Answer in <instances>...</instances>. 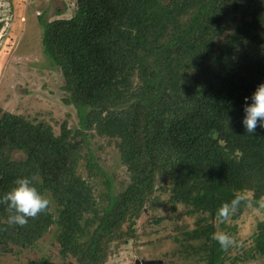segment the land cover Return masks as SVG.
<instances>
[{"label": "trees", "instance_id": "1", "mask_svg": "<svg viewBox=\"0 0 264 264\" xmlns=\"http://www.w3.org/2000/svg\"><path fill=\"white\" fill-rule=\"evenodd\" d=\"M41 24L78 127L64 121L55 134L0 107V194L28 177L50 200L22 227L0 205V253L32 250L54 226L61 258L104 264L117 243L139 239L147 212L151 224L168 223L174 260L224 264L228 249L212 239L216 222L226 227L217 210L236 195L245 199L231 219L264 208V128L249 134L241 122L244 98L264 82V0H75L72 16ZM0 49L4 57L10 42ZM95 137L118 149V184L84 151ZM253 240L264 254V220Z\"/></svg>", "mask_w": 264, "mask_h": 264}, {"label": "rangeland", "instance_id": "2", "mask_svg": "<svg viewBox=\"0 0 264 264\" xmlns=\"http://www.w3.org/2000/svg\"><path fill=\"white\" fill-rule=\"evenodd\" d=\"M74 1L0 0V22L3 24L0 30V48L7 41L10 42L8 54L0 57V107L2 110L22 115L33 123L45 120L51 124L55 134L59 133L60 124L64 121L69 128L78 127V117L76 109L63 101L65 92L62 89L63 77L60 70L51 66L43 51L41 19L51 21L58 17L72 16ZM58 8H63V11L58 13ZM84 151L92 153L104 171L114 179L115 184L124 180L125 167L120 162L118 149L112 144L95 137L90 139ZM12 156L18 159L22 153L13 151ZM79 171L83 176L86 173L84 168ZM262 201L264 197L260 203ZM186 219L192 227L193 218L186 216ZM261 220H264V208H251L249 205L238 218L229 217L225 222L226 227H221L216 222V232L227 233L236 241L228 249L224 264H264V254L255 252L253 240L256 224ZM163 225L167 226L168 223L163 221V224L153 225L149 222L148 213H143L136 225L139 239L135 243L131 239L124 244L117 243L104 264H135L136 259H160L158 264H187L170 256L175 243L171 237L166 236L171 232L170 228L165 229ZM227 226H235V230L228 228L227 232ZM151 228H159V231L149 236L142 235ZM53 233L54 226H51L32 250L13 254L0 253V263L17 264L27 257L37 258L43 254L51 255L52 264L71 263V259H63L58 255ZM165 253L168 254L164 255Z\"/></svg>", "mask_w": 264, "mask_h": 264}, {"label": "clouds", "instance_id": "3", "mask_svg": "<svg viewBox=\"0 0 264 264\" xmlns=\"http://www.w3.org/2000/svg\"><path fill=\"white\" fill-rule=\"evenodd\" d=\"M244 101V116L241 122L245 132L253 134L257 125L264 128V82L258 84L251 96L245 97ZM242 199L245 197L236 195L231 201L223 203L217 210L218 219L226 222ZM49 204V198L39 191L28 177L16 179L10 190L0 194V205H6V210L10 213L7 216L9 226L26 225L29 218H35L45 212ZM261 206L264 207V201ZM212 239L218 243L221 250H227L236 244L234 238L224 232H214Z\"/></svg>", "mask_w": 264, "mask_h": 264}, {"label": "water", "instance_id": "4", "mask_svg": "<svg viewBox=\"0 0 264 264\" xmlns=\"http://www.w3.org/2000/svg\"><path fill=\"white\" fill-rule=\"evenodd\" d=\"M161 260L160 259H136L135 260V264H156V263H160Z\"/></svg>", "mask_w": 264, "mask_h": 264}]
</instances>
